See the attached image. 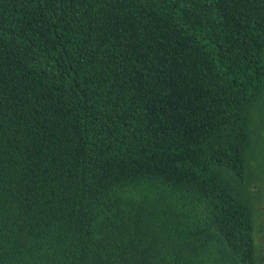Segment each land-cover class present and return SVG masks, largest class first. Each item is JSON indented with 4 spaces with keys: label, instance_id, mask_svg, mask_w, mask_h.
<instances>
[{
    "label": "trees",
    "instance_id": "1",
    "mask_svg": "<svg viewBox=\"0 0 264 264\" xmlns=\"http://www.w3.org/2000/svg\"><path fill=\"white\" fill-rule=\"evenodd\" d=\"M262 155L264 0H0V264H264Z\"/></svg>",
    "mask_w": 264,
    "mask_h": 264
},
{
    "label": "rangeland",
    "instance_id": "2",
    "mask_svg": "<svg viewBox=\"0 0 264 264\" xmlns=\"http://www.w3.org/2000/svg\"><path fill=\"white\" fill-rule=\"evenodd\" d=\"M259 162H257L256 163V165L258 166H260V165H262L263 167H264V160H263V155L261 156V158L258 160ZM255 187H257V191L260 193V195L259 196H257L256 197V200L260 197V196H262L261 194H264V181L260 184H257V186H255ZM263 206H264V201H263ZM263 206L261 207V211H263L264 210V208H263ZM259 218H261V215L259 214V216H258ZM258 243H260V241L258 240Z\"/></svg>",
    "mask_w": 264,
    "mask_h": 264
},
{
    "label": "flooded vegetation",
    "instance_id": "3",
    "mask_svg": "<svg viewBox=\"0 0 264 264\" xmlns=\"http://www.w3.org/2000/svg\"><path fill=\"white\" fill-rule=\"evenodd\" d=\"M263 221H264V212H263ZM263 246H264V242H263Z\"/></svg>",
    "mask_w": 264,
    "mask_h": 264
}]
</instances>
